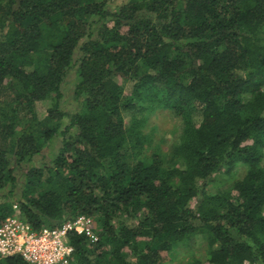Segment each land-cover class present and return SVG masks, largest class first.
<instances>
[{
	"label": "trees",
	"instance_id": "obj_1",
	"mask_svg": "<svg viewBox=\"0 0 264 264\" xmlns=\"http://www.w3.org/2000/svg\"><path fill=\"white\" fill-rule=\"evenodd\" d=\"M263 86L264 0H0V226L15 205L35 230L96 220V243L69 235L72 264H162L196 238L207 264H264ZM157 108L181 122L167 154L145 132Z\"/></svg>",
	"mask_w": 264,
	"mask_h": 264
},
{
	"label": "rangeland",
	"instance_id": "obj_2",
	"mask_svg": "<svg viewBox=\"0 0 264 264\" xmlns=\"http://www.w3.org/2000/svg\"><path fill=\"white\" fill-rule=\"evenodd\" d=\"M128 0H110L113 8L126 4ZM122 83V81H120ZM77 83L76 70H73L67 77L62 86L63 98L61 100V108L63 111L76 113L80 110L81 104L74 96L75 85ZM264 89V86H263ZM131 87L126 86V93L129 94ZM50 103H39L37 110L39 118L43 119L47 115L50 108ZM138 113V112H137ZM181 122L170 111L157 108L153 110L148 117L145 132L153 137L154 145L161 149V153L167 154L170 150L172 142L180 134ZM61 138H55L42 152L40 156H36L32 163L19 167L16 171L18 181L23 184L24 176L32 167L40 168L49 165L51 160L58 153L61 146ZM154 146V147H155ZM153 149L146 150V154L150 155ZM245 175V168L239 169L234 174L226 175L221 173L216 175L208 186L210 193H217L218 191L230 188L237 179L243 178ZM95 222V232H97V222ZM164 263L162 264H189L194 260H200L205 264L207 261V248L205 243L196 238L191 242L178 245L171 254H164Z\"/></svg>",
	"mask_w": 264,
	"mask_h": 264
},
{
	"label": "built area",
	"instance_id": "obj_3",
	"mask_svg": "<svg viewBox=\"0 0 264 264\" xmlns=\"http://www.w3.org/2000/svg\"><path fill=\"white\" fill-rule=\"evenodd\" d=\"M71 233L84 235L91 244L98 241L95 222L90 217L79 216L54 228L35 230L15 205L14 215L0 226V258L19 256L29 264H72Z\"/></svg>",
	"mask_w": 264,
	"mask_h": 264
}]
</instances>
